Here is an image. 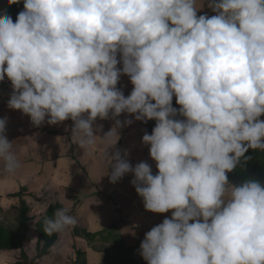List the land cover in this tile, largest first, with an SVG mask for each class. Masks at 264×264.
Here are the masks:
<instances>
[{"label": "clouds", "instance_id": "9594fccd", "mask_svg": "<svg viewBox=\"0 0 264 264\" xmlns=\"http://www.w3.org/2000/svg\"><path fill=\"white\" fill-rule=\"evenodd\" d=\"M207 6L214 15H197L204 0H23L15 22L0 14V81L11 83L8 107L34 126L71 120L84 149L99 137L97 118L156 121L142 136L156 174L108 153L132 120L99 137L110 182L131 172L145 210H171L140 243L146 264H264V183L227 175L249 149L264 151V0ZM121 75L133 86L127 97ZM6 123L0 160L11 175L21 163ZM53 216L49 234L76 224L67 210Z\"/></svg>", "mask_w": 264, "mask_h": 264}, {"label": "crops", "instance_id": "0c3cea01", "mask_svg": "<svg viewBox=\"0 0 264 264\" xmlns=\"http://www.w3.org/2000/svg\"><path fill=\"white\" fill-rule=\"evenodd\" d=\"M207 4L208 0H204V7L197 15L205 13L209 16L214 15ZM117 67L121 65L118 64ZM116 87L127 97L133 86L127 75H121ZM11 94V83L5 77L0 81V119L7 118L4 134L12 142V151L20 161L21 167L15 174L10 175L4 171L3 161L0 160V225L14 230L19 200L10 194L24 187L23 197L28 205L29 220L22 244L29 259L35 256L30 257L26 251L30 234L36 253L38 234L35 222L48 205L55 202H59L62 209L67 210V214L76 220L74 226L66 228L68 234L73 235L70 236V242L76 245V248L80 245L82 250H87L78 239L87 240L74 234L75 226L97 235L110 230L119 236L117 239L123 241L124 247L137 246L138 250L135 251L134 248L132 250L135 251L134 254L140 253V243L145 233L163 219L170 217L171 210L163 214L145 210L142 198L137 195L130 183L133 179L131 172L115 183L110 182L111 169L106 172L107 165L103 158L106 145L99 137H103L109 131L115 120H120L122 124L125 120H132L130 125L118 128L120 139L115 148L108 149V153L111 155L119 150L123 156L127 152L126 158L133 167L140 162H147L153 174H156L155 162L149 156V146L142 143V136L148 133L145 122L135 120L133 114L127 113H121L114 119L111 118V113L108 119L97 118L93 123V129L94 134L99 137L95 139L93 145L82 149L75 143L76 137L72 135L71 120L49 125L46 117L44 123L34 126L29 116L8 107ZM100 125L102 128L96 131ZM8 216L12 218L10 223L3 221ZM61 234L62 230L58 231V238L48 253L35 259L33 264H39L40 261L48 262L46 264L66 263L63 261L65 255L61 257L53 253L54 249H59ZM128 234L132 235L130 236L132 241L126 236ZM92 245L90 244L89 248ZM5 256H10L12 259L10 257L8 259L14 264L18 260L19 250H0V258ZM103 262L101 257V264Z\"/></svg>", "mask_w": 264, "mask_h": 264}, {"label": "trees", "instance_id": "16d2710c", "mask_svg": "<svg viewBox=\"0 0 264 264\" xmlns=\"http://www.w3.org/2000/svg\"><path fill=\"white\" fill-rule=\"evenodd\" d=\"M23 10V0H19V3L9 5L7 0H0V14L7 13L15 22L17 14ZM172 106L179 108L175 102V97L172 100ZM179 118V117H178ZM264 120V115L259 117ZM155 120H148L145 122L147 131L151 134L152 129L155 126ZM246 157H249L246 161L241 158V163L230 173H228V179L232 183H240L248 178H255L264 183V151L249 149L245 153ZM25 188L21 187L17 192L10 194V196L17 197L19 200L16 208V224L13 231L0 225V250H19L18 260L14 264H33L35 259H38L48 253L49 248L56 242L58 238V232L52 233L45 232L46 227L45 221L53 219L54 212L57 209H62V205L59 202L50 203L45 212L36 220L35 229L38 234V240L36 243V253L33 259H29L24 248L23 240L26 237V231L28 229L27 222L28 216V205L24 200ZM73 232L75 235L82 236L86 240L91 241L97 236V234L90 233L85 229L74 227ZM112 231L108 230L104 233L106 236H111ZM103 235V233L101 234ZM119 238L118 235H116ZM104 237V239H106ZM134 250H138V247H134ZM80 252V251H79ZM117 264H146L139 252L135 253L134 256H129L117 260Z\"/></svg>", "mask_w": 264, "mask_h": 264}, {"label": "rangeland", "instance_id": "374dc122", "mask_svg": "<svg viewBox=\"0 0 264 264\" xmlns=\"http://www.w3.org/2000/svg\"><path fill=\"white\" fill-rule=\"evenodd\" d=\"M263 120V119H261ZM3 221L10 223L12 221L11 217H7L6 219H3ZM1 221V222H3ZM32 226V224H31ZM68 227H65L62 229L61 234V240L59 241V249H54L53 253H57L61 255L66 256V258L63 257V261L65 264H99V255L102 252L103 257V264H117V260L126 258L129 256H134V246H123V241L117 239L116 234H112L110 237L104 235H97L94 240L91 241H84L78 239V242L82 244L83 248H87V250H82V248L79 246L71 244L70 242V236L68 234ZM30 232V231H29ZM64 232V234H63ZM66 232V234H65ZM30 234V233H29ZM129 238V241H132L131 234L126 235ZM31 234L28 238L29 242L26 243V251L29 253L30 257L35 255V248H34V242L30 240ZM73 237V235L71 236ZM104 237L106 239H104ZM116 237V238H115ZM77 242V243H78ZM79 243V244H80ZM92 245L89 248V245ZM80 247V248H79ZM80 251V252H79ZM10 257V256H9ZM7 256L0 258V264H13L11 263ZM18 258V257H17ZM10 259H12L10 257ZM48 262H39V264H46Z\"/></svg>", "mask_w": 264, "mask_h": 264}]
</instances>
